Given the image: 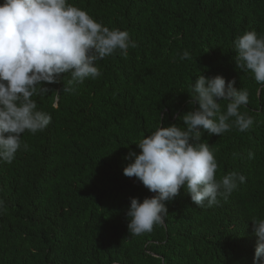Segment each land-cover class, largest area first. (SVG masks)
I'll list each match as a JSON object with an SVG mask.
<instances>
[{"label":"trees","instance_id":"16d2710c","mask_svg":"<svg viewBox=\"0 0 264 264\" xmlns=\"http://www.w3.org/2000/svg\"><path fill=\"white\" fill-rule=\"evenodd\" d=\"M67 2L127 31L137 47L127 58L117 51L97 61L96 79L79 83L66 73L32 97L52 120L23 134L28 148L11 164L0 162V264H253L252 221L264 219V86L237 68L234 41L248 31L264 35V0ZM185 50L190 59L181 60ZM200 75L249 92L240 111L253 126L221 137L204 132L200 141L214 151L217 179L235 171L246 182L211 208L181 188L165 202L164 223L133 236L130 199L156 193L123 175L124 158L139 154L136 144L160 121L184 126L180 117L198 108L190 96Z\"/></svg>","mask_w":264,"mask_h":264},{"label":"clouds","instance_id":"9594fccd","mask_svg":"<svg viewBox=\"0 0 264 264\" xmlns=\"http://www.w3.org/2000/svg\"><path fill=\"white\" fill-rule=\"evenodd\" d=\"M238 69L250 71L264 86V35L245 32L234 41ZM127 31L109 29L86 11L67 0H3L0 3V162L11 164L20 150L25 132H43L51 123L49 113L37 110L32 97L46 93L43 84L59 82L70 73L72 81L96 79L101 72L96 62L117 51L125 58L136 48ZM190 59L188 51L180 56ZM235 80L226 83L222 76L200 75L191 86V102L198 108L180 119L184 126H160L136 145L140 150L124 158L130 163L123 175L135 177L150 192L142 202L130 199L126 215L128 232L140 236L162 225L168 215L167 201L187 189L196 206L218 205V197L227 199L246 177L239 172L217 179L218 164L212 148L200 142L204 132L222 136L235 127L248 131L253 117L240 108L249 102L247 89L237 90ZM39 86V88H38ZM226 110H222V102ZM249 153V158H253ZM0 201V206H2ZM257 237L253 264H264V219L252 221Z\"/></svg>","mask_w":264,"mask_h":264}]
</instances>
